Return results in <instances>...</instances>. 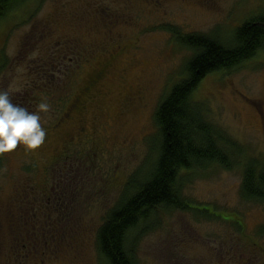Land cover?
Returning <instances> with one entry per match:
<instances>
[{
    "label": "rangeland",
    "instance_id": "1",
    "mask_svg": "<svg viewBox=\"0 0 264 264\" xmlns=\"http://www.w3.org/2000/svg\"><path fill=\"white\" fill-rule=\"evenodd\" d=\"M52 13L61 18L62 28L75 29L71 32L95 44L101 54L115 44L123 48L105 81V94L86 113L89 120H103L101 136L89 129L90 123L88 132L73 140L67 151L70 157L46 172L40 155L35 152L32 161V156L21 152L23 145L2 154L0 264H16L10 258L17 245L23 256L32 248L36 253L23 264H109L99 252L98 230L129 192V183H140L155 166L161 140L156 111L173 85L186 76V62L194 55L160 25L204 33L231 45L239 26L264 16V0H25L16 4L0 19V91L7 90L12 101L20 95L28 101L24 107L29 111L47 103L48 110L39 112L46 133L66 113L65 101L74 96L90 59L84 58L81 72L73 73L67 83L63 80L59 65L69 62L68 57L58 62L61 46L52 45L48 35L53 29L49 23L46 26L45 18ZM139 80L147 90L145 101L128 108V115H120L121 92L128 93L129 85ZM192 100L204 104L207 119L244 153L233 169L213 165L181 173L178 187L186 207L161 206L130 232L128 246L135 264H187L203 252L202 247L195 251L190 247L192 237L212 243L225 230H237L239 222L255 234L258 226H264V203L247 200L241 192L245 157L264 163V50L235 68L208 74ZM54 142V136H49L47 145ZM70 163L74 173L63 184L68 195L46 199L43 193L58 185L57 178ZM69 255L80 259L74 261Z\"/></svg>",
    "mask_w": 264,
    "mask_h": 264
},
{
    "label": "trees",
    "instance_id": "2",
    "mask_svg": "<svg viewBox=\"0 0 264 264\" xmlns=\"http://www.w3.org/2000/svg\"><path fill=\"white\" fill-rule=\"evenodd\" d=\"M24 1L0 0V19L16 4ZM47 21L58 25L54 18L47 17ZM105 24L109 26L107 22ZM160 28L169 31L176 42L194 51V55L186 62V76L173 85L156 111L155 118L161 140L155 166L140 180V183H132L133 181L129 183V192H125L116 206L108 212L98 230L99 252L109 264H135L136 259L128 246V236L131 231L140 226V223L147 221L154 212L159 210V207H186L178 187L183 171L206 169L213 165L233 169L238 163V158L244 153V149L234 140L232 141L226 132L207 119L204 104L193 101L192 94L208 74L235 68L255 56L257 52L264 50V16L246 21L239 26L234 32V41L231 45H225L204 33H185L178 26L171 24L160 25ZM81 39L83 43L80 47L67 46L64 51L69 53L66 56L69 64H75L74 73L81 72V66L78 68L77 65H81L86 57L90 58L88 65L84 66L88 70L86 69V74L84 73L82 78L79 77L77 80L76 100H73L72 106H68V100L65 101L66 113L51 131L46 133L45 139L53 135L56 142L39 147L46 155L43 158L44 172L47 168L53 169L54 165L59 163H55L56 159H59L60 154L67 149L70 150L73 140L75 141L79 133H85L81 131V121L84 116L86 119L85 113L90 105L97 103L99 96L105 94V81L111 75L118 53L123 48H118L113 43L115 46L105 47L103 54L101 50H98L97 54L101 55V64L97 68L91 65L92 59L94 60L92 50L96 45L89 46L83 38ZM107 49H114V51L109 53ZM78 55L79 60L73 63L72 58ZM46 79L47 77L43 78V81ZM49 80L52 82L51 79ZM140 82V80L137 81L133 87L130 84L128 91L132 89L128 93L121 92L123 108H132L137 103L142 104L145 101L146 96L143 99L131 101V95L138 91ZM60 86L65 92L63 84ZM143 87L146 93L145 85ZM22 102H24L23 106L28 104V101ZM85 126H87L86 121ZM75 134L78 135L74 137ZM67 140L71 143L61 146ZM2 159L4 158L0 154V163ZM31 188L34 190V186H29V189ZM241 192L247 200L264 203V163L260 159L245 157Z\"/></svg>",
    "mask_w": 264,
    "mask_h": 264
},
{
    "label": "flooded vegetation",
    "instance_id": "3",
    "mask_svg": "<svg viewBox=\"0 0 264 264\" xmlns=\"http://www.w3.org/2000/svg\"><path fill=\"white\" fill-rule=\"evenodd\" d=\"M55 16L56 15L54 13L50 14V18L51 19L54 18L55 20H57L58 25H55L54 23L47 21V17L45 18V23H46V26H48L47 23H49L48 28L53 29V32L48 34L53 39L52 45L57 44L61 46V51H59L61 54L58 53V55L60 56V60L58 62L61 63V62H64L66 56H68L69 54L68 52L64 51L67 48V46L71 48L80 47L81 43H83V40L81 39L80 36H78L77 32H71L72 30H75V29H72L71 31L68 32L64 28H62L60 26L59 19ZM57 32H60V34H58L57 37H55V34ZM48 43H50L51 45V40H48ZM64 45H65V48H63ZM90 45L95 46V44H90ZM92 51H94L93 52L94 60L92 59L91 65L98 68L100 67V64H101V60H100L101 55L97 54L98 50L96 49V47ZM113 51L114 49H111V50L107 49V52L109 53H112ZM51 53H54L53 49L51 50ZM78 60H79V55L77 56L76 61ZM72 61H75L74 58H72ZM71 66L72 68H70ZM74 66L75 64H64V65L60 64L59 65V67L61 68V72L64 73L63 80H65L66 83L69 79H71V75L75 72V69L73 68ZM80 66L82 67V65H77L78 68H80ZM53 67L55 68L56 66L54 65ZM140 83H144V82L141 81ZM137 89L138 91L131 95L132 102L137 99L139 100L143 99L144 87L139 85ZM16 97H17L16 100L13 102H15L18 105L20 104L21 106H23L24 102H22L23 100L20 97V95ZM76 98H77V95L75 94L74 96L72 95V97L70 98L71 100L68 99V102H69L68 106H70L73 103V100H76ZM129 113H130L129 109L123 108L121 105L120 115L122 114L123 116H125L126 114L128 115ZM84 118L81 121V125H82L81 131L88 132V125L90 123H91V127L89 129L95 131L96 132L95 134L99 132L100 127L103 128L101 126L104 124L102 122L103 120H100L98 118H95L93 120H89L88 118L84 119ZM85 121L87 123V126H85ZM81 133H79V136L75 138V141L81 139L80 137L82 135ZM98 135L101 136L99 133L97 134V136ZM47 140L48 139H45V142H44L45 145H47ZM20 149L22 150L21 152L25 153L26 156L28 155L32 156L31 160L34 162H35V157L37 156V153H39L40 157L42 158L40 162L45 163L43 158L46 155H44V152L40 150V148L37 149L38 152L36 150H30L25 147H20ZM67 151L68 149L60 154L59 159H56L55 161L56 164L63 157L66 159H67V156L70 157L69 154L71 153L68 154ZM35 152H36V156H34ZM77 164H82V161L77 159ZM73 165H74L73 163H70L69 169L65 170V172L57 178L58 179L57 186L53 185L52 187L49 188L48 191H45L43 193L45 198L47 197L46 199L50 200L51 198H53V194L57 195L55 197L57 199L58 198L63 199L66 195H68V192L66 191L67 188L63 184L65 180H68L69 175L74 173ZM255 231L257 235L254 232L253 233L251 231L248 232L245 229V226L241 222H239V226L237 230L235 229L225 230L223 234L220 237H218L219 240H215L212 243H207L203 241L205 239H201L198 236L192 237L189 241L190 247H192L194 251L196 247H202L203 252H202V257L200 259H198L197 257L195 258L190 257L189 262L187 264H264V226L263 225L258 226ZM35 240H40V239H35ZM41 241L42 240H40V242ZM31 242L33 241H28L27 243H31ZM33 249L34 248L31 249L30 254L23 256L21 252L22 247L17 245V249H15L14 254L13 256H11L10 259H12L16 264H21V263L23 264V262L27 260L30 261L32 260V256L33 257L36 256V253L33 254ZM68 257L74 258V261H77V262L80 259L79 255H69ZM38 261L40 260L37 259V262Z\"/></svg>",
    "mask_w": 264,
    "mask_h": 264
},
{
    "label": "clouds",
    "instance_id": "4",
    "mask_svg": "<svg viewBox=\"0 0 264 264\" xmlns=\"http://www.w3.org/2000/svg\"><path fill=\"white\" fill-rule=\"evenodd\" d=\"M48 108L47 103H40L38 111H29L13 103L7 90L0 91V154L12 152L18 145L30 150L42 146L46 130L39 112H46Z\"/></svg>",
    "mask_w": 264,
    "mask_h": 264
}]
</instances>
